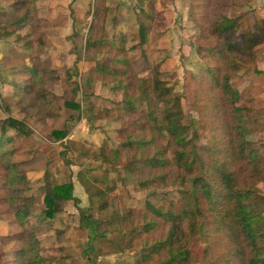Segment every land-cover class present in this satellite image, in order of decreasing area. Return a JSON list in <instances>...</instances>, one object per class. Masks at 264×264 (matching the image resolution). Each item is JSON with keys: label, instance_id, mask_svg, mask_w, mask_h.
<instances>
[{"label": "trees", "instance_id": "trees-1", "mask_svg": "<svg viewBox=\"0 0 264 264\" xmlns=\"http://www.w3.org/2000/svg\"><path fill=\"white\" fill-rule=\"evenodd\" d=\"M3 1L12 3V12L0 6V41L16 33L20 35L21 30L33 25L39 13V0ZM152 1L145 16L147 21L142 19L146 12L139 8L133 20L138 25L137 33L130 42L125 32L110 36L107 26L113 6L108 5V0H96L84 46L83 70L79 57L74 71L68 70L61 82L55 69L24 64L25 69L19 72L21 82L11 81L14 87L11 99L28 113L25 119L8 117L0 121V171L7 175L6 203L23 229L22 247L15 256L18 264H50L51 259L38 238V229L28 226L33 215V203L28 196L30 177L25 164L15 161V136L9 133L31 137L33 123L47 127L48 119L62 122L63 128H51L50 136L55 142L65 141L62 154L66 164L71 165L68 152L72 150L66 145L77 146L70 135L83 118L91 129L102 120L122 122L129 118L138 125L132 134L124 136L125 129L120 132L122 138L115 149L104 143L99 150V157L114 161L134 158L135 170L126 177L151 199L149 211H141L147 225L128 232L126 248L137 251L135 264H148L154 258H158V264H264V215L258 210L256 192L246 182L263 179L264 163L247 139L246 106L233 86L242 69L239 59H253L255 49L264 41L252 34L251 29L244 31L242 40H236L242 31V18L226 14L234 0L184 1L190 26L198 32L200 41L197 68L186 72L184 85L193 91L190 110L198 115V122L186 125L182 122L185 98L175 91L168 74H171L168 60L152 58L163 51L165 36L156 28L157 39H152L159 0ZM4 18L10 19V26L17 32L6 30L8 22ZM32 47L31 42L27 44V50ZM138 65L145 66V70L137 72ZM98 82L120 96L122 102L115 108L100 107L88 118L84 106L97 99ZM60 83L62 94H57L55 85ZM154 98L163 104L160 117L147 118L143 123L135 120L136 103L145 99L150 106L155 103ZM199 128L208 131L205 144L199 143L202 140ZM50 176L47 172L44 215L53 218L63 204L75 197L72 183L54 187ZM95 199L105 208L104 191L90 196L92 206ZM138 212L126 209L120 217L122 223L133 222ZM161 224L164 230L159 238L135 244ZM87 225L98 236L99 225ZM196 242L204 244L201 254L190 248Z\"/></svg>", "mask_w": 264, "mask_h": 264}, {"label": "rangeland", "instance_id": "rangeland-1", "mask_svg": "<svg viewBox=\"0 0 264 264\" xmlns=\"http://www.w3.org/2000/svg\"><path fill=\"white\" fill-rule=\"evenodd\" d=\"M152 2V0L108 2L110 6H113L116 14L114 16L113 12L109 16L108 26L115 22L116 24L123 22L127 30L125 33L129 35V40L132 42L138 28V25L133 23V19L137 17L139 8H143L146 13L142 14V19L147 21L145 16ZM11 4L10 1H0V6L8 12H12ZM95 4L96 0H39L38 19L33 22V25L21 30L18 33L20 35L16 33L5 39L12 40V43L19 47L13 48L14 52L7 65L0 63V121L8 117L25 119L28 116V113L20 109L17 101L11 99L14 87L10 83L12 80L21 82L19 72L25 69L24 64L30 67L45 66L55 69V74L59 76L61 82L63 78L65 79L68 70L74 71L76 61L80 58V65L82 70L84 69L86 59L84 46L92 24ZM162 9L161 6L160 14L161 12L163 14ZM226 14L232 18H242V31L236 35L237 41L242 40L244 31L248 29L264 41V0H234L227 7ZM129 17L130 21L127 22ZM3 20L8 22L6 30L17 32L16 28L10 26L9 18ZM155 20L160 28H165L167 25L164 22L166 19L161 18L159 12ZM190 29L191 36L189 33L186 34L185 49H180L177 58L172 59L167 65L171 71V74H168L175 84V91L182 93L185 98L186 113L183 115L182 122L186 125L198 122V115L190 110L193 91L184 87L186 72L197 68V49L200 43L198 32L192 27ZM108 32L110 36L121 33V31L109 30ZM35 35L41 37L42 41ZM187 37H191L190 40ZM30 42L34 44V47L29 51L27 44ZM71 55H75V62L74 59H70ZM152 58L156 61L160 57L158 54H153ZM239 63L242 69L233 80V86L241 93L242 101L246 106L247 139L255 154L264 163V42L255 49L253 59H239ZM136 70L141 72L145 70V66L138 65ZM78 79L79 76L76 77V80ZM56 85L55 91L54 89L52 91L62 94V84ZM96 93L97 99H91L92 103L84 106L86 108L84 114L87 117H93L100 107L115 108L122 102L120 96L113 95L101 82L96 85ZM154 100L155 103L152 102L150 106L149 101L145 99L136 103L138 118L135 117V120L138 119L143 123L147 118L156 120L160 117L159 110L163 104L157 103L155 98ZM47 122H49L47 127H44L42 123H33L31 127L34 135L31 137L18 136L13 132L9 134L15 136L17 149L15 161L25 164L30 177L31 190L28 196L33 203V215L28 226L38 229V238L46 250L47 257L51 259L50 264H135L137 251L126 248L129 243L128 232L132 228L141 230L144 225H147L148 221L142 218L141 211L148 210L151 199L145 192L138 191L137 185L129 182L126 177L128 172L135 170L134 158L114 161L99 157V150L104 143H108L111 149H115L122 138L120 132L125 129L124 136L132 134L138 125L129 118L122 122L102 120L96 124L95 129H91L90 124L85 121V126L79 131L81 124L79 122L70 135V140L76 141L77 146L66 145L72 150L68 152V158L72 164L68 165L62 154L65 150V141L55 142L50 136L51 128H63L62 122H53L51 119ZM198 130L202 139L199 143L205 144L204 138L208 136V131L202 128ZM73 134L75 136H72ZM47 172L51 174V183L54 187L69 183L74 185L75 199L63 204L53 218L44 215V186ZM243 178L246 179L245 176ZM6 182V173L0 171V264H18L15 256L22 247L23 229L17 222L11 206L6 203L8 197ZM246 182L256 192L255 201L258 210L264 215V174L259 182L250 183L248 180ZM90 190L93 192L90 193ZM99 190L107 194L105 208H101L102 204H98L96 199L93 206L91 205L90 196ZM163 191L160 190V192ZM126 209L139 210L134 215L133 222L122 223L120 217ZM89 223L99 225L98 236L87 225ZM163 230L164 225L161 224L160 228L149 235L142 236L135 241V244L148 242V239H157ZM190 248L194 253L201 254L204 244L196 242ZM157 261L158 258H154V261L148 264H158Z\"/></svg>", "mask_w": 264, "mask_h": 264}, {"label": "crops", "instance_id": "crops-1", "mask_svg": "<svg viewBox=\"0 0 264 264\" xmlns=\"http://www.w3.org/2000/svg\"><path fill=\"white\" fill-rule=\"evenodd\" d=\"M111 1L112 0H108L109 3ZM117 1H119V0H117ZM184 1L185 0H159V3H158L159 15L161 18L166 19V20H164V22L167 23V25L165 26V28H160L159 26H157V24H156L157 22L155 20V24H156L155 26L156 27L153 31L152 39H153V41H156V39H157L156 28H159L160 31L165 36L162 40L163 47L161 46L163 48V51L159 52L158 55L160 57V60H166L167 59L168 63H171L172 59L174 60V58L175 59L177 58V56H178L177 53L178 54L180 53V49H185L184 45L186 42V34L189 33V35L191 36V34H190L191 26H190V21H189V13H188V9L185 7ZM161 6L163 8L162 9L163 14H162V12L160 14ZM115 15L116 14L114 12V16ZM122 17H123V14H122ZM128 19H130V17ZM70 25L72 26V23ZM108 30L109 31H117V32H120V31L121 32H127L123 22H120L119 24H116L115 26L110 24L108 26ZM16 47H19V46L13 44L12 40L0 41V63L2 61H5L6 64H8V62H9L8 60L10 59V57L12 56V53L14 52L13 48H16ZM170 52H171V54H170ZM70 59L71 60L74 59L73 61L75 62L76 61L75 55H71ZM85 121L88 122L85 118H83L81 121V124L78 128L79 131L81 130L82 127L85 126ZM79 131H77V133ZM72 136H75V134H73ZM92 141H94V139ZM92 192L93 191L90 190V193H92ZM88 193H89V191H88Z\"/></svg>", "mask_w": 264, "mask_h": 264}]
</instances>
